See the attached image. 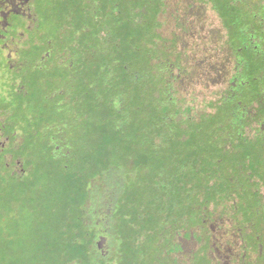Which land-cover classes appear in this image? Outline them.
<instances>
[{"label":"flooded vegetation","instance_id":"obj_1","mask_svg":"<svg viewBox=\"0 0 264 264\" xmlns=\"http://www.w3.org/2000/svg\"><path fill=\"white\" fill-rule=\"evenodd\" d=\"M173 3L171 18L167 19L171 22L172 40L166 42L173 45L163 46L162 52L167 53L165 59L161 56L155 59V66L152 63L155 102L170 96V101H160L165 110L158 111H166L168 123L156 128L181 133L176 143L187 146V151H183L187 160L196 154L191 150L192 146L203 147L202 143L197 146L191 141L204 135L205 142L213 149L212 154L217 156L218 167H211L212 174L222 176L225 189L221 190L214 181L207 189L211 194H218L216 202L203 198L200 189L194 194L195 200L199 198L200 201L180 206V220L165 222L155 233L156 260L158 264H264V175L257 181L250 176L245 163L238 159L244 154L246 148L243 147L247 146L257 159L264 160V98L260 85L254 80H241L238 89L232 86L237 67L232 75L229 74L228 56H220L210 47L215 40L213 35L224 37V27L203 0H174ZM47 5L48 0H0V164L17 178L28 175L25 162L32 150L44 155L46 146L52 159L67 162L71 149L64 144L66 134L47 137L43 127L32 126L31 130L28 125L19 124L22 119L16 118V102L66 97L68 84L74 86L76 100L82 95L76 90L81 79V56L65 53L67 48L57 44L56 35L50 34ZM161 10L155 15L158 22L155 35L159 37L152 47L156 52H160L157 48L162 40L159 31L164 26L161 17L165 14L163 8ZM244 35L242 42L246 46L236 51L257 52L259 39L250 33ZM74 49L80 47L74 46ZM188 54H194V57L187 59ZM199 54L204 55L200 61L196 59ZM89 89L94 94V89ZM184 92L196 95L209 92L213 99L209 110L192 115L177 100L173 101V95ZM36 120L33 117L27 119L28 122ZM217 121L221 123H215ZM117 128L121 129V126ZM161 139V135L155 134V146L161 144ZM243 142L247 144L241 147ZM195 156L193 162L204 159L202 154ZM225 163L230 167L226 168ZM14 165L19 169H14ZM178 172L180 178L185 179L184 168L179 167ZM241 181L247 186V204L236 199ZM184 190H179L180 195L188 192ZM110 212L104 211L103 207L97 209L101 232L96 238L105 237L106 242ZM99 252L110 258L106 245L104 253Z\"/></svg>","mask_w":264,"mask_h":264},{"label":"rangeland","instance_id":"obj_2","mask_svg":"<svg viewBox=\"0 0 264 264\" xmlns=\"http://www.w3.org/2000/svg\"><path fill=\"white\" fill-rule=\"evenodd\" d=\"M203 1L224 27V37L217 38V36L213 35L212 37L215 40L210 47L220 56H228V61L231 64L229 66V74L232 75V72L237 67L238 72L231 81L232 86L238 89L241 80H250L257 69H260V90L263 91L262 97L264 98V0ZM173 2L174 0H166L163 5V0H154L149 15L144 11L148 0L133 3L135 7L133 8L132 16L123 9L120 16L117 17V25L112 27L106 34L107 38L102 41L100 47L104 53L97 49L94 50L97 53H94L92 57L93 61H91V71L89 72L91 75L86 80L90 85L85 88L79 82L76 89L77 93L94 97L97 91L101 90V88L98 89L101 87V81L108 80L111 91L117 93V97L112 98V95L115 94L105 92L103 98L107 102L109 101L113 108L121 106L124 108L123 119L121 120L123 124L120 132L116 133L114 124L118 120L113 117L111 111H107L109 107H106L105 104L101 105L99 101L94 99L90 101V104H94V108H100V113L94 110L96 113L91 118L92 130L89 134L91 135L94 127L97 138L89 139L87 136L85 140L84 137H81L79 142L70 132H66L68 134L64 141L66 148L76 149L75 156L73 155L74 157L70 158V160L75 162L71 176L76 181L78 180V175L83 178H79L75 183L74 188L77 190L87 180H90L88 188L94 197H98L101 191L108 186L113 187L114 181H110L107 176H103L105 169H112L113 176L115 174L120 175L123 181L121 185L116 183L114 188L119 193V201H124L131 205L133 200L138 202L140 197L145 194L148 205L146 210H149L148 208L155 202V197L162 191L168 197H173L174 199L177 198L178 193L180 194V189L175 184L177 183V178H180L179 167L184 168L187 177L183 179L184 184L182 187V189L188 191L183 193L184 203L196 204V201H200L201 199L199 198L195 200L194 196L195 193L200 192V189L202 191L201 194H204L203 198L216 202L219 199L218 194H211L207 189L214 181L217 182L221 190L225 189L222 176L220 174L217 176L212 174L211 166L217 156L212 154L213 149L206 143L207 141L205 142L204 135L196 138V141L194 139L191 141L197 146L198 144L199 146L201 143L203 144V147H198V149L191 147V150L196 152V154H192L195 160V155L202 154L204 156L202 162H193L194 160H187L186 152H183L187 151V146L176 143L178 142V135L181 134L179 131L171 129L164 132L160 128H156L161 122V117L166 113V111L159 113L161 110H165L160 101H170V96L161 98L159 103L155 102V76L150 74V68L152 63L155 66V59L161 56L163 60L165 59L167 53L162 52V47L173 45L166 43L172 40L169 33V24L171 22L167 21V19L171 18ZM48 7L47 5V9ZM161 8H163V14H165L161 17L164 26L162 31H159L162 40H160L157 48L160 52H156V49L153 48L155 47L153 42L159 36L155 35V28L158 23L155 15L160 12ZM48 18L50 20L53 19L48 16L47 22L49 21ZM247 33L253 34L260 41L257 55H252L248 51H236L237 48L242 49L246 46L242 42V38L246 37L244 34ZM171 55L172 53L169 54V56ZM189 55L191 54L187 55V59L194 57V54L192 56ZM198 56L196 59L200 61L204 55L199 54ZM241 60L242 63H239ZM102 64H105L107 68L104 74H100L97 70V67ZM123 65L127 66V70H122ZM89 88L94 89V94H91ZM88 89L89 91H87ZM86 91L88 92L87 94H85ZM35 92H38V89H35ZM174 100L182 104L183 108L190 111L192 115L208 111L213 102L209 92L207 95L206 93L199 95L189 92L179 93L173 95ZM29 101L36 106L42 105L41 100L38 98L28 99V104ZM48 104L43 105H46L50 110V104ZM156 104H159V107ZM46 113V109H42V116L39 118L33 116V118L40 120L42 123L45 122V124L57 120L55 117L51 119V115H46ZM28 115H32L29 110L25 112L24 116L27 117ZM52 125L54 127L41 126L44 128L43 133L47 137L58 134L64 127L62 125L56 126L55 123H52ZM30 129L32 130V128ZM155 134L161 135L162 142L159 146H155ZM168 134H171V136ZM203 134H205V131ZM173 135H175V139L172 137ZM185 135L188 136V134ZM82 144H86L87 150L81 149ZM246 144L243 142L241 147ZM243 148H246L243 150L245 157L240 155L238 159L245 163L250 176L259 181L262 177L261 175H264V160L257 159L253 151L249 152L250 149L247 146ZM237 149L238 147L236 146L235 150ZM129 157L134 159L135 162L131 168H127ZM141 158L144 159L143 163L138 162ZM59 162L61 163V161ZM45 166L41 180L43 195L41 205H39L36 212L32 213L26 210V207L21 208L20 205L18 207H9L4 203L6 199L2 200L0 197V264H62L60 260L61 247L59 246L61 238L58 236V228L61 226L64 213L61 208L56 214L51 215L50 210H52L53 204L62 202L69 189L64 184L63 173L59 170L57 164L46 162ZM224 166L226 168L230 167L228 163H225ZM258 166L262 167V169H257ZM17 168L19 169L18 166L14 165V169ZM95 174H97L96 177ZM240 185L236 199L240 200L241 204H247L249 202L247 186L244 181H241ZM220 195H222L221 192ZM118 203H116V211L120 208V203ZM112 207L113 198L112 193L109 192L104 198L103 210L109 213V209ZM178 209L179 206L175 209V214H177ZM125 210L128 211L129 209L126 208ZM181 211L178 214L182 215ZM111 231L118 237L128 234V230L125 227L115 230L112 226ZM92 232L94 233L93 228L90 230V233ZM99 232L96 231V234L98 235ZM98 240L99 237L95 239V243ZM81 242L84 243L83 240ZM105 245L107 251L115 248V244H111L109 238ZM58 247L59 251L57 250ZM74 253L82 259V261L75 264H89L83 248L78 249Z\"/></svg>","mask_w":264,"mask_h":264},{"label":"trees","instance_id":"obj_3","mask_svg":"<svg viewBox=\"0 0 264 264\" xmlns=\"http://www.w3.org/2000/svg\"><path fill=\"white\" fill-rule=\"evenodd\" d=\"M139 1L141 0H48V16L53 18L51 20L48 18L49 21L47 22L48 28L51 29L50 34L56 35L55 38L58 39L57 44L67 48L65 53H79L81 56L79 59L81 68L80 82L85 88H88L90 85L86 80L91 75L89 72L91 71V61H93L92 57L94 53H97L94 50L97 49L101 53H104L100 46L102 41L107 38L106 34L112 27L117 25V17L120 16L123 9L132 16V11L135 7L133 3ZM153 2L154 0H148L144 8L147 15H149ZM74 46H79L80 49H74ZM250 54L257 55L258 51L250 52ZM97 70L100 74H104L107 71L106 65L102 64L98 66ZM122 70H127V66L123 65ZM150 74L154 76L152 66L150 68ZM250 80H254L260 85V69H257ZM107 81H101V87L98 88H101V90L97 91V93L95 92L96 96L88 97L82 94L77 100L73 95L74 86L68 84L66 97L61 96L56 100L50 101L41 100L42 105L46 103L50 104H48L50 110L46 105L42 107V105H33L31 101L28 104L27 100L17 101L14 107L16 118L22 119L19 124L28 125L30 128L32 126L41 127L45 125L48 128L54 127L52 123H55L56 126L62 125L64 127L59 133L68 135L67 133L70 132L79 142L81 137H84L85 140L87 136L89 139H93L97 138V136L94 127L91 135L89 134L92 130L91 118L93 114L100 110V108H94V104H90V101L95 99L101 105L105 104L106 107H109L107 111H111L113 117L118 120L114 125L116 133H119L120 129L117 127L123 124L121 120L123 119L124 108L122 106L113 108L109 101L107 102L103 98L105 92L115 94L112 95V98L117 97V93L111 91L110 82ZM260 93L263 94V91L260 90ZM85 94H87V91ZM42 109H46V115H51V119L55 117L57 120L47 122L46 124L45 122H40L38 119L35 122L27 121L29 117L35 116L39 118L42 116ZM28 110L32 115L25 117L24 114ZM221 118H224V115ZM166 120H168L167 116L163 114L160 125L168 123ZM215 123L221 122L217 121ZM81 149L87 150L86 144H82ZM77 150L79 151V149ZM44 151V155H39L35 150H32V154L27 156L25 166L28 169V175L24 178L14 177L11 174V170L4 164H0V197L2 200L6 199L4 203L9 207H18L20 205L21 208L26 207L25 209L32 213L36 212L39 205H41L43 195L41 180L42 173L44 172L43 169L46 167L45 163L53 162L58 165L59 170L64 176V184L69 189L68 194H65L62 202L53 204L52 210H50L51 215L56 214L61 208L64 213L61 226L58 228V236L61 238L59 246L61 247L60 260L62 264H75L82 261L81 257H77L74 253L82 248L88 257L89 264H158V260H156V245L155 253L153 245L155 233L163 227L165 222L170 223L171 221L177 222L180 220L181 214L178 213L181 211L180 206H184L183 195L178 193L177 198L174 199L173 197H168L162 191V193L155 197V202L148 208L149 210H146L148 205L145 194L140 197L138 202L137 200H133V204L129 205L130 203L119 201V193L114 189L116 183L122 184L121 176L116 174L113 176L112 169H105L106 171H104L103 176H107L110 181H114L113 187L108 186L101 191L98 197H94L88 188L90 180H87L79 190L74 188L79 178L83 179L82 176L78 175V180L76 181L71 176L75 166L74 161L70 160L60 163L47 154L49 149L46 146H44ZM75 151L76 149H71L70 158L75 154ZM34 152L35 154H33ZM193 156L192 161L194 160ZM143 161L144 159L141 158L138 162L143 163ZM134 163V159L129 157L127 168H131ZM211 167L213 169L218 167L217 157ZM175 184L178 189H182L184 184L183 179L177 178V183ZM109 192L112 193L113 207L109 215L110 226L107 230L111 244H115V248L109 251L110 258L101 255L95 243L96 231L99 232L97 209L104 206V198ZM117 202L120 203V208L116 211ZM178 206V212L175 214V209ZM126 208L129 210L126 211ZM112 226L115 230L125 227L128 230V234L118 237L111 231ZM92 228L94 233H90ZM82 240L84 243L81 242ZM57 250L59 251V247Z\"/></svg>","mask_w":264,"mask_h":264},{"label":"water","instance_id":"obj_4","mask_svg":"<svg viewBox=\"0 0 264 264\" xmlns=\"http://www.w3.org/2000/svg\"><path fill=\"white\" fill-rule=\"evenodd\" d=\"M105 243H106V238L105 237H102L97 243L98 249L101 250L102 253H104V245H105Z\"/></svg>","mask_w":264,"mask_h":264}]
</instances>
